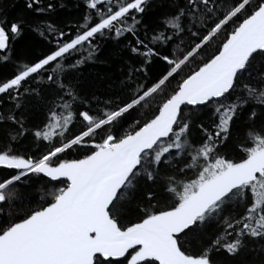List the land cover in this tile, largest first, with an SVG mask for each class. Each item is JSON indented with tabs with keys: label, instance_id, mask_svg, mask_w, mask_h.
<instances>
[{
	"label": "snow or ice",
	"instance_id": "6c2138e0",
	"mask_svg": "<svg viewBox=\"0 0 264 264\" xmlns=\"http://www.w3.org/2000/svg\"><path fill=\"white\" fill-rule=\"evenodd\" d=\"M16 7L0 264H264V0Z\"/></svg>",
	"mask_w": 264,
	"mask_h": 264
},
{
	"label": "trees",
	"instance_id": "16d2710c",
	"mask_svg": "<svg viewBox=\"0 0 264 264\" xmlns=\"http://www.w3.org/2000/svg\"><path fill=\"white\" fill-rule=\"evenodd\" d=\"M11 2L17 3V7L16 8H11L10 9V15H15L19 11L18 0H11ZM93 71H94V69L86 67L85 75L87 76V75H89V73H91Z\"/></svg>",
	"mask_w": 264,
	"mask_h": 264
}]
</instances>
